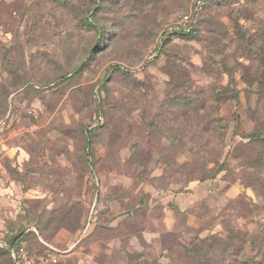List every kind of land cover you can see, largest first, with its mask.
<instances>
[{"label": "rangeland", "instance_id": "374dc122", "mask_svg": "<svg viewBox=\"0 0 264 264\" xmlns=\"http://www.w3.org/2000/svg\"><path fill=\"white\" fill-rule=\"evenodd\" d=\"M205 1L0 0L5 242L264 264V0Z\"/></svg>", "mask_w": 264, "mask_h": 264}, {"label": "built area", "instance_id": "2783aa9c", "mask_svg": "<svg viewBox=\"0 0 264 264\" xmlns=\"http://www.w3.org/2000/svg\"><path fill=\"white\" fill-rule=\"evenodd\" d=\"M202 0H198L197 6L201 7ZM190 21L189 16L183 15L179 17L178 23L186 26ZM8 252L12 264H58V256L53 250H48L42 255H33L28 252L25 245L21 241L10 245L0 238V251Z\"/></svg>", "mask_w": 264, "mask_h": 264}, {"label": "crops", "instance_id": "0c3cea01", "mask_svg": "<svg viewBox=\"0 0 264 264\" xmlns=\"http://www.w3.org/2000/svg\"><path fill=\"white\" fill-rule=\"evenodd\" d=\"M3 154H5V149H4V146H0V156L1 155H3ZM10 189H8L6 192L4 191V194L7 196L8 195V193H10V191H9ZM2 191L0 190V195H3L4 196V194H2L1 193ZM5 205H9V208H8V210L12 213V210L13 209H11V208H13V206L14 205H12L11 203H10V200H8V199H6L5 197L3 198H0V218H1V214H2V207L3 206H5ZM0 221H2V220H0ZM31 231H33V229H31ZM6 232H4V230H3V228H2V225H1V223H0V238L1 239H3L4 238V234H5ZM21 242H23V244L26 246V242L24 241V240H21ZM28 250V249H27ZM29 252V251H28ZM30 253V252H29ZM31 254V253H30Z\"/></svg>", "mask_w": 264, "mask_h": 264}, {"label": "trees", "instance_id": "16d2710c", "mask_svg": "<svg viewBox=\"0 0 264 264\" xmlns=\"http://www.w3.org/2000/svg\"><path fill=\"white\" fill-rule=\"evenodd\" d=\"M206 2H207V0L203 3V5L205 6V4H206ZM194 23H193V21H190V26L191 25H193ZM189 26V27H190ZM192 30V27H190V29H189V32ZM180 34L181 35H184V36H187L188 34L187 33H185L184 31H180ZM33 229V231H32V233L36 236V237H38V238H41V236H40V233L38 232V230L36 229V228H32ZM22 236L20 235V236H18V237H16L15 239H13V241L11 242V244L10 245H13V244H15L17 241H21L22 239ZM42 239V238H41ZM6 254L8 255V258H9V262H10V264H12V261H11V259H10V257H9V254H8V252L6 251Z\"/></svg>", "mask_w": 264, "mask_h": 264}]
</instances>
